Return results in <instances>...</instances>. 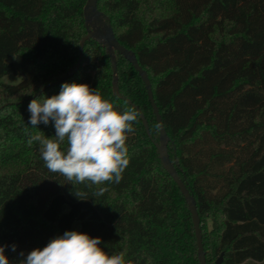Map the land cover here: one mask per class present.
<instances>
[{
	"label": "trees",
	"instance_id": "obj_1",
	"mask_svg": "<svg viewBox=\"0 0 264 264\" xmlns=\"http://www.w3.org/2000/svg\"><path fill=\"white\" fill-rule=\"evenodd\" d=\"M86 3L0 0V245L19 264L20 252L75 230L132 264H200L191 212L155 146L146 86L122 55L120 92L152 137L139 118L119 184L76 185L87 193L80 200L45 167L39 143H27L37 131L55 135L51 122L31 127L30 101L58 95L65 82L132 107L114 94L110 57L94 40L71 78L35 97L78 62ZM98 10L150 78L171 162L196 199L207 264L222 255V264H264V0H99ZM9 74L23 79L2 83ZM99 187L107 190L95 197Z\"/></svg>",
	"mask_w": 264,
	"mask_h": 264
},
{
	"label": "clouds",
	"instance_id": "obj_2",
	"mask_svg": "<svg viewBox=\"0 0 264 264\" xmlns=\"http://www.w3.org/2000/svg\"><path fill=\"white\" fill-rule=\"evenodd\" d=\"M29 123L37 128L50 122L55 135L47 137L41 131L30 135L27 143H39V151L45 167L52 173L63 176L74 186L73 194L80 200H88L87 193L76 189L99 186L105 183L119 184L129 165L128 135L135 131L141 113L135 107L125 106L117 110L113 103L104 99L98 88L88 84L65 82L58 95H41L30 101ZM66 145V147H63ZM107 189L99 187L95 197ZM102 238L90 237L75 230L51 239L43 248H35L19 255V264H132L125 260L123 252L109 255L100 247ZM0 245V264H10L5 249ZM15 252L17 245L10 246Z\"/></svg>",
	"mask_w": 264,
	"mask_h": 264
},
{
	"label": "water",
	"instance_id": "obj_3",
	"mask_svg": "<svg viewBox=\"0 0 264 264\" xmlns=\"http://www.w3.org/2000/svg\"><path fill=\"white\" fill-rule=\"evenodd\" d=\"M98 2L99 0H87V3L84 7V17H85L87 34L82 38L80 42V57H79L78 62L60 80H58L55 83L46 85L41 90H39L37 94L35 95V97L41 95V93L45 91L46 89L54 87L58 84H61L65 82L66 80H68L69 78H71L78 71V69L80 68L82 64V58H83L84 48H85L86 43L90 40H94L98 42L106 50V53L110 57L112 70H113L114 94L118 98L124 99L129 105H131L132 107H135L141 113L140 118L144 124L147 135L149 136V138H151L152 136L149 130L148 121L145 118L144 114L130 100L124 98L119 89L118 76H117L118 63H117L116 52L122 55L127 61H129L131 65L134 67V69L141 76L146 86L147 95H148L149 101L151 103L153 112L156 117V121H157L159 131H160V137H159V142L155 143V146L158 150L161 164L163 168L167 171V173L173 178L174 182L177 184L183 197L186 200V203L189 207V210L192 215L193 223H194L195 235H196L197 247H198L199 262L200 264H207L206 252L204 248L203 235H202V229H201V220H200V216H199L198 209H197L196 199L193 196V194L190 192L187 184L180 178V176L177 173L176 167L171 162L169 152H168V142L170 139L164 127L163 119L158 109V106L155 102L150 78L147 72L139 64L135 52L124 47L117 40V38L114 35L109 19L98 10ZM222 261H223V255L217 260L216 264H222Z\"/></svg>",
	"mask_w": 264,
	"mask_h": 264
},
{
	"label": "rangeland",
	"instance_id": "obj_4",
	"mask_svg": "<svg viewBox=\"0 0 264 264\" xmlns=\"http://www.w3.org/2000/svg\"><path fill=\"white\" fill-rule=\"evenodd\" d=\"M22 77L20 76H15L13 74H9L5 76L4 78L1 79V82L4 84H10V85H15L19 84L22 81Z\"/></svg>",
	"mask_w": 264,
	"mask_h": 264
}]
</instances>
